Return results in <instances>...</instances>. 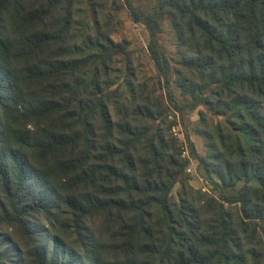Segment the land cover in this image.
<instances>
[{"label": "trees", "instance_id": "obj_1", "mask_svg": "<svg viewBox=\"0 0 264 264\" xmlns=\"http://www.w3.org/2000/svg\"><path fill=\"white\" fill-rule=\"evenodd\" d=\"M86 1L93 32L71 43L75 0H0V264H264V0H123L164 98L135 91L108 0ZM167 14L196 77L159 42ZM117 54L127 92L105 83ZM170 108H200L206 154L186 139L212 194L188 183Z\"/></svg>", "mask_w": 264, "mask_h": 264}, {"label": "rangeland", "instance_id": "obj_2", "mask_svg": "<svg viewBox=\"0 0 264 264\" xmlns=\"http://www.w3.org/2000/svg\"><path fill=\"white\" fill-rule=\"evenodd\" d=\"M123 0H108L97 12L99 23L102 28L109 31L110 37L115 42H124L125 47L132 53V61L136 72L135 91L148 93L154 91L156 94L164 95L157 83L156 70L152 61L150 60L146 44L148 40L147 31L140 23L133 22L126 10L123 8ZM131 2L138 8L150 10L153 8L157 0H131ZM92 13L88 9L86 0H75L73 8V23L70 31L71 43H82L85 35L93 32ZM161 33L159 34V42L164 49L171 65L175 69L186 71L189 75L196 77L194 67H184L181 63L180 52L185 51L188 55L194 54L192 48L178 47V41L174 29L171 26L170 15L164 16L161 21ZM106 85L114 88L122 84L121 91H129L128 87L123 84V73L125 67V56L117 54L113 57L109 66ZM187 68V69H186ZM174 94L178 101H182L179 91L174 88ZM198 109L175 111L169 109L170 119L172 121L171 133L176 138L181 147V157L186 160V168L184 173L188 175V183L193 189H199L201 192L212 194L213 191L210 184L205 181V178L198 170V161L191 155L187 143V136L192 142L196 152L203 156L207 152L205 136L199 132L203 130L202 122L198 118ZM215 118V117H214ZM221 121L222 118H215ZM242 182L238 183V186ZM182 194V187L180 183H176L171 195L177 198Z\"/></svg>", "mask_w": 264, "mask_h": 264}]
</instances>
